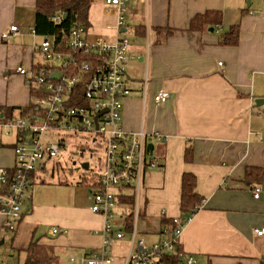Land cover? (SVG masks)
Segmentation results:
<instances>
[{
	"label": "crops",
	"instance_id": "crops-1",
	"mask_svg": "<svg viewBox=\"0 0 264 264\" xmlns=\"http://www.w3.org/2000/svg\"><path fill=\"white\" fill-rule=\"evenodd\" d=\"M209 12L220 13V21L192 26L195 18ZM36 15L37 0H0L2 123L8 118L1 109H27L40 95L17 72L21 66L31 72L44 64L38 50L46 38L33 34ZM125 21L118 31L117 9L93 0L91 38L115 41L131 33L132 93L124 103L125 130L164 136L150 140L162 169L145 171L138 239L150 245L163 241L169 225L165 222L192 216L181 249L198 264H264V238L254 235L264 227V181L245 180L250 168L264 169V105H256L264 99V0H130ZM13 26L17 32L3 40ZM235 27L238 42L228 45ZM161 90L171 97L157 105L154 98ZM5 152L6 146L0 147V167L13 168V148L9 167ZM49 169L46 163L34 176L32 200L12 235V247L26 259L27 249L36 244L41 256L64 264L62 256H81L101 247L105 220L92 212L91 189L84 178L77 182L80 188L47 184L43 175ZM185 174L196 177V191L204 199L191 215H183L180 208ZM36 183L40 187L34 189ZM54 228L60 233L53 235ZM1 230L6 231L0 216ZM130 248L128 233L113 249L122 252L114 256L115 264L123 263Z\"/></svg>",
	"mask_w": 264,
	"mask_h": 264
},
{
	"label": "built area",
	"instance_id": "built-area-1",
	"mask_svg": "<svg viewBox=\"0 0 264 264\" xmlns=\"http://www.w3.org/2000/svg\"><path fill=\"white\" fill-rule=\"evenodd\" d=\"M129 2L105 0L107 6L118 11V31L125 27ZM62 19L63 15H57L53 21L58 23ZM17 30L16 26L11 27L2 39L8 40L9 33ZM69 38L68 52L58 51L54 40L46 38L38 50L44 64L31 72L22 66L17 69L40 95L35 114L0 122V128L8 131L6 135L16 133L15 164L13 168L0 167L3 228L11 233L17 231L32 200L36 172L44 164L58 160L67 141L85 140L104 150L102 168L92 181L88 176L84 180L91 189V210L105 222L101 247L81 256L73 254L69 263L115 264L112 251L129 233L131 248L122 264H159L173 253L177 254L178 264H198L194 255L178 252L192 216L173 219L163 231V241L150 245L138 239L136 224L141 214L139 199L145 171L162 169L158 159L148 151V145L151 139L161 141L164 136L143 131L129 133L123 126L124 103L132 93L128 80L129 40L91 38L83 27L71 30ZM170 97L168 91L161 90L154 100L162 105ZM255 192V198L259 199L261 190L257 188ZM127 195L133 198L130 205L122 202ZM59 233L57 228L52 231L53 235ZM254 235L264 238V227L255 229Z\"/></svg>",
	"mask_w": 264,
	"mask_h": 264
},
{
	"label": "trees",
	"instance_id": "trees-1",
	"mask_svg": "<svg viewBox=\"0 0 264 264\" xmlns=\"http://www.w3.org/2000/svg\"><path fill=\"white\" fill-rule=\"evenodd\" d=\"M93 0H37L36 15V34L54 40L58 51L68 52V42L71 30L83 27L89 29V11ZM57 15H63V19L55 23L53 18ZM67 15V19H64ZM220 13L209 12L206 15L198 16L193 20L192 26L212 23L220 21ZM228 34L226 43L228 45H236L238 42V28H233ZM39 97V95H38ZM4 116L8 120L14 119L15 113L19 112L20 117H26L36 111V105L32 104L27 109L4 108L1 109ZM4 147V145H2ZM12 148L14 146H11ZM246 182L261 183L264 181V169L250 168L247 170ZM197 179L193 174H185L182 179V195H181V212L183 215H191L196 213L203 205L204 199L197 193ZM122 202L130 205L133 202L132 196H124ZM172 222V221H171ZM168 221L166 224H171ZM182 251L181 247L178 252ZM55 258L49 256H41L36 244H32L27 249V257L24 264H53ZM159 264H178L177 254L173 253L164 257Z\"/></svg>",
	"mask_w": 264,
	"mask_h": 264
},
{
	"label": "rangeland",
	"instance_id": "rangeland-1",
	"mask_svg": "<svg viewBox=\"0 0 264 264\" xmlns=\"http://www.w3.org/2000/svg\"><path fill=\"white\" fill-rule=\"evenodd\" d=\"M95 10V9H93ZM130 31L127 34H123V38H130ZM129 40V39H128ZM8 131L3 132L2 142L6 146L7 152H5V159L7 160V167L11 165V146L15 143L16 133L12 132L10 136L6 135ZM0 135V136H1ZM65 150L61 153L58 160L48 162L50 168L48 174L43 175V182L52 185L70 186L80 188L77 182L82 178L88 176L89 180L95 177L100 171L104 161V150L102 148H94L89 141L73 139L67 141ZM62 161L57 164L56 167L52 168L53 163ZM88 164L89 168H85L83 165ZM92 178V179H91ZM40 185L36 183L35 188H39ZM86 187V186H85ZM42 233V230L41 232ZM12 235L13 233L1 230L0 240L3 241V245L0 247V264H24L25 254L15 251L12 247ZM129 239L125 242L128 244ZM149 243V242H147ZM122 252L113 250L112 254L119 257ZM62 263L70 264L69 258L62 256ZM67 260V261H65Z\"/></svg>",
	"mask_w": 264,
	"mask_h": 264
},
{
	"label": "water",
	"instance_id": "water-1",
	"mask_svg": "<svg viewBox=\"0 0 264 264\" xmlns=\"http://www.w3.org/2000/svg\"><path fill=\"white\" fill-rule=\"evenodd\" d=\"M67 15H64V19H67ZM56 77H58V74H56L55 75ZM256 105L258 106V107H261L262 105H264V99H258V100H256ZM148 151L151 153V154H153V145L152 144H149L148 145ZM84 167L85 168H88V164H84ZM3 245V241L2 240H0V247Z\"/></svg>",
	"mask_w": 264,
	"mask_h": 264
}]
</instances>
